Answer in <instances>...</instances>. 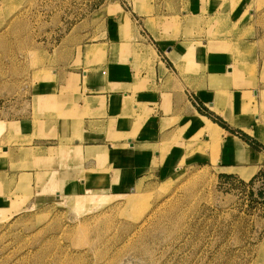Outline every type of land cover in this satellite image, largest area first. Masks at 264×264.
<instances>
[{
    "label": "rangeland",
    "instance_id": "374dc122",
    "mask_svg": "<svg viewBox=\"0 0 264 264\" xmlns=\"http://www.w3.org/2000/svg\"><path fill=\"white\" fill-rule=\"evenodd\" d=\"M222 1L231 6L209 14L202 26L204 17L195 19L194 40H223L225 45L220 41V47L209 49L229 55L228 61L261 95L247 91L239 106L247 113L264 112V0ZM141 2L143 14L136 12L135 0H0V150L1 143L18 136L7 120L26 116L38 104L39 79L49 76L54 66L64 70L65 64L54 60L65 59L61 47L68 40L77 45V55L82 45L101 39L134 43L144 38L157 44L159 38L151 36L144 23L145 4L151 2L154 11L169 13L168 33L161 37L174 45L183 35V11L174 9L172 0ZM120 16L129 24L130 36L115 33ZM147 54H137L144 58L141 70L152 61ZM158 55L182 84L186 100L214 121L204 117L210 123L206 120L196 135L188 137L189 145L201 139L197 146L206 155L203 160L185 161L196 152L180 151L175 160L168 158L161 174L142 177L116 195L56 193L37 198L34 193L32 201L26 199L30 194L12 192L15 202L27 205L0 226V264H264V162L252 175L255 166H226L234 161L221 155L223 128L216 123L241 128L197 98L181 73L180 61L174 62L166 49L158 50ZM219 103L233 106L230 91L219 90L213 101L223 114ZM249 122L253 131V121ZM203 131L208 132L210 145ZM259 134L264 139V132ZM258 143L249 144L264 154V144ZM251 149L248 152L254 154ZM13 201L8 211L20 204L13 207Z\"/></svg>",
    "mask_w": 264,
    "mask_h": 264
},
{
    "label": "crops",
    "instance_id": "0c3cea01",
    "mask_svg": "<svg viewBox=\"0 0 264 264\" xmlns=\"http://www.w3.org/2000/svg\"><path fill=\"white\" fill-rule=\"evenodd\" d=\"M141 1L135 0L139 14H143ZM147 5L145 11L148 9L149 13H144L145 27L151 36L159 38L157 44L145 42L144 38L134 43L101 39L86 47L82 45L77 55V45L68 40L61 47L65 59L54 60L59 66L65 64L64 70L54 66L49 76L39 79L36 107H30L26 116L7 120L13 123L18 136L15 141L1 143L0 226L27 205L15 202L16 194L12 192L30 194L26 199L32 201L34 193L37 198L56 193L64 196L85 192L116 195L131 188L142 177L157 171L161 174L168 158L175 160L174 156L180 155V151L184 155L186 151L196 152L185 161L203 160L200 158L206 155L197 146L201 139L189 145V138L205 125L204 117L214 121L186 100L182 84L174 79L158 55L160 49H166L174 62L180 61L181 73L199 100L206 101L227 122L241 128L237 131L215 122L223 128L219 133L223 145L221 155L234 161L226 166H255L252 175L263 164L264 154L249 143L252 139L264 144L259 134L264 132L261 123L264 112L247 113L239 106L247 91L253 90L258 96L260 93H255L254 87L248 85V78L228 61L229 55L215 54L209 49L220 47V41L225 45L223 40L205 38L201 43L193 36L195 19L204 17L200 22L202 26L209 14L227 10L230 2L172 0L174 9L182 10L185 17L183 35L189 34L177 36L174 45L161 37L168 33L169 13L154 11L156 7L153 8L151 2ZM218 15H213V21H217ZM124 20L123 16L118 18L115 33L126 37L130 36L129 24ZM188 50L191 56L186 54ZM144 52L148 53L146 58L151 55L152 61L141 70L144 58L137 54ZM249 81L254 83L253 79ZM219 90L230 91L234 101L233 106L218 104L223 114L213 107ZM227 111L232 112L228 115ZM258 115L261 116L256 120ZM249 121H253V131ZM203 133L210 145L208 132ZM243 134L250 140H245ZM163 146H168L167 151L161 149ZM249 147L254 154L249 153ZM167 152L171 155H166ZM256 154L260 158L251 160L249 156L254 158ZM155 161L160 165H154ZM12 200L13 207L20 204L8 211Z\"/></svg>",
    "mask_w": 264,
    "mask_h": 264
},
{
    "label": "trees",
    "instance_id": "16d2710c",
    "mask_svg": "<svg viewBox=\"0 0 264 264\" xmlns=\"http://www.w3.org/2000/svg\"><path fill=\"white\" fill-rule=\"evenodd\" d=\"M242 136L245 140H247V141L250 140V137L248 135L243 134ZM250 142H252L256 147L259 146V143L257 141H254L251 139ZM263 166H264V164H263Z\"/></svg>",
    "mask_w": 264,
    "mask_h": 264
},
{
    "label": "bare ground",
    "instance_id": "6f19581e",
    "mask_svg": "<svg viewBox=\"0 0 264 264\" xmlns=\"http://www.w3.org/2000/svg\"><path fill=\"white\" fill-rule=\"evenodd\" d=\"M234 70L233 68L231 69V71ZM233 72V71H232ZM204 121H206V119L204 118Z\"/></svg>",
    "mask_w": 264,
    "mask_h": 264
}]
</instances>
